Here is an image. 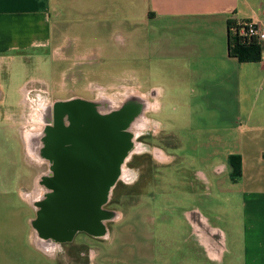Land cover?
Wrapping results in <instances>:
<instances>
[{"label": "crops", "instance_id": "crops-1", "mask_svg": "<svg viewBox=\"0 0 264 264\" xmlns=\"http://www.w3.org/2000/svg\"><path fill=\"white\" fill-rule=\"evenodd\" d=\"M63 14L86 17L87 22L79 24L83 28L92 25L95 32L109 24L111 33L118 31L121 58L127 60L134 54L136 80L142 86L153 75L160 77V72L172 82V86L167 82V86L147 89L156 91V115L161 117L164 108L170 106L162 97L181 93L185 97L213 99L207 106L218 113L231 108L242 115L238 119L246 122V128L240 123L238 129L247 133L248 139L241 141L238 150L227 154V162H220L215 168L216 186L223 196L218 215L223 226L213 224L194 206L183 212L185 241L194 243L196 257L207 264H264V46L261 61L252 63H241L227 51L228 21L251 19L264 25V0H0V86L2 75L11 82L17 56L57 51L64 42L78 41L79 38L70 40ZM116 17L118 20L112 22ZM91 39L99 41L92 36ZM168 133L180 146L176 133ZM22 144L23 136L12 119L0 112V264H37L34 259L42 258L59 264L57 248L66 249V261L62 263L73 264L74 255L67 252L79 245H86L93 252L89 264H96V260H100L98 264H114L113 256L118 254L125 260L155 256L150 253L151 247L145 252L143 245L150 235H142L143 241L137 242L142 237H129L122 232L126 212L143 203L146 189L138 192L129 210H122L120 217L112 221L111 227L118 228L112 233L109 227L101 239L87 237L88 241H78L76 237L80 235H75L55 242L39 237L32 225V191L21 184L25 174L18 178L19 203H11L6 197L14 172L24 166ZM231 154L241 156V176L233 178L230 168L229 179H223ZM193 175L207 191L208 175L201 171ZM118 233L122 235L117 241L119 252L107 246ZM166 256L170 261L174 257Z\"/></svg>", "mask_w": 264, "mask_h": 264}, {"label": "rangeland", "instance_id": "rangeland-1", "mask_svg": "<svg viewBox=\"0 0 264 264\" xmlns=\"http://www.w3.org/2000/svg\"><path fill=\"white\" fill-rule=\"evenodd\" d=\"M64 14L62 17L65 16L63 19L65 26H69L67 32L70 40L79 38L78 41L64 42L61 45L63 47L57 51L48 50L40 55L17 56L16 65L13 66L11 72V82L5 81L3 75L1 77V84L4 85V92L7 96L1 104L4 115L12 119L23 136L24 166L14 172L13 184L10 185L6 195L7 200L11 203H19L16 188L20 174H25V177L22 176L21 184L22 187H26V190L35 194L42 188L38 182L40 173L44 170L41 160L34 153L33 157L27 154V143L30 138V141L35 143L34 133L38 132L40 128L41 121L37 111L42 104L54 103L57 100L65 101L78 96L86 101L119 107L130 99V95L145 96L148 93L147 89H153L158 85L167 86V82L172 86V82L170 83L162 77V72H160V77L153 75L151 81L144 82L143 86L141 82H137L134 54L127 60L121 58V35L118 31L111 33L109 31L110 24L106 28H98V31L95 32L92 25L90 27L86 25L83 28L79 24V21L86 23L88 20L86 17L82 19L72 14H69L70 16ZM116 20L118 17L112 22ZM91 36L97 38L96 40L99 38V41L91 39ZM97 45L105 47L98 49ZM35 87L47 93L43 96L32 97L34 104L31 102V106L29 100L26 101L27 98H24V95L26 96L24 90ZM162 99L169 102L170 106L164 108L161 117L156 115L158 105L155 96L150 97L149 106L144 110V116L131 127V131L135 135L133 137L135 150L131 152V162H125L128 170L124 175H121L122 180L114 188L113 201L110 205L120 217L122 210H129L130 206L134 205L138 192L143 189L147 190L148 193H146L147 196L143 203L126 212L122 232L124 235L127 234L130 235L129 237L134 236L135 238L150 235V239H145L143 245L145 252H147V248L151 247L150 253H155V256L125 260L118 254L113 256L116 261L114 264H171L175 261L180 264H207L203 259L196 257L198 252L193 249L194 243L185 241L187 227L183 219V212L194 206L198 207L213 224L223 226V222L218 218V215L221 214L220 206L221 202L223 203V196L219 194L220 188L216 186L215 168L220 162H227V154L238 150L241 141L248 139L247 133L242 134L238 129L240 123L245 127L244 123L246 122L243 119L239 120L238 118H241L242 115L234 113L231 108L224 110L223 113H218L216 109H210L207 102L212 101L211 98L190 95L185 97L181 93L177 97H162ZM9 105L10 109L7 107ZM48 117L47 115L46 118L48 119ZM156 117L161 119L164 124L158 123ZM156 126L165 128L167 133L169 131L176 133L180 138L181 145L177 146L169 135L167 138L172 139L168 142L169 145H161L162 143L158 139L142 141L145 146L139 144L141 139L137 138L138 133L143 129L150 132L152 129L156 131L158 129ZM255 133L257 132H253V134ZM144 148L149 152H146L147 157L135 154ZM155 148L165 151V155L160 156L161 160L153 156L152 151ZM253 150L256 152L255 147ZM140 161L145 162V173L139 177L136 165H139ZM126 166L124 164L122 170H125ZM230 168L229 166L227 172L222 175L223 179H229ZM198 171L204 172L209 177L210 184L207 191L204 184L196 182L194 178L193 174ZM66 179L62 180V193L67 191ZM206 192H208L207 196ZM126 196L129 198L126 199ZM115 198L123 200L120 203ZM31 215L33 218L36 217L34 207L31 210ZM86 215L85 209L80 207L78 218L81 224L85 222ZM43 218L51 223L58 220L56 212L49 209H46ZM112 224L114 222L109 224V227ZM115 226L111 227L112 233L113 229L118 228ZM144 236L137 242L143 241ZM121 237L122 235L118 233L112 241H108L107 246L111 245L115 251L119 252L120 247L117 246V241ZM76 240L88 241L89 239L80 233ZM88 249L86 245H79L69 248L70 251L67 253L74 255L73 264H89L90 252ZM64 254H66V249L57 248L56 256L59 257V264L66 261ZM166 254L174 256L171 261ZM34 261L37 264H55L43 258L41 261L36 259ZM98 263L100 260H96V264Z\"/></svg>", "mask_w": 264, "mask_h": 264}, {"label": "water", "instance_id": "water-1", "mask_svg": "<svg viewBox=\"0 0 264 264\" xmlns=\"http://www.w3.org/2000/svg\"><path fill=\"white\" fill-rule=\"evenodd\" d=\"M146 108V104L135 97H131L119 107L85 100L56 104L54 114H48V122H57L59 115H65L66 120L74 121V124L78 123L87 130L90 121L92 134L81 136V139L86 142L90 137L92 141L101 143V148H106L107 156L106 160L102 156V160L95 164L82 156H78L74 163H67L68 171L63 177L67 178V191L62 193L61 190L63 178L58 182L54 180L57 191L49 195L39 218L32 222L39 237L48 241H66L72 238L75 229H91V223H94L99 215V204L108 198L113 186L121 177L127 154L135 148L131 127L141 120ZM39 132L34 133L35 138L40 137ZM29 145L32 153L42 160L43 156L37 143L29 140L27 146ZM78 153L82 154L81 149ZM80 207L87 213L83 224L78 218ZM46 209L56 212V222L51 223L43 218ZM190 214L193 215L192 212Z\"/></svg>", "mask_w": 264, "mask_h": 264}, {"label": "flooded vegetation", "instance_id": "flooded-vegetation-1", "mask_svg": "<svg viewBox=\"0 0 264 264\" xmlns=\"http://www.w3.org/2000/svg\"><path fill=\"white\" fill-rule=\"evenodd\" d=\"M4 91H5V87L1 84L0 86V111H1L2 116L4 115V109H2L3 107L1 104L4 101V99H6L7 97ZM25 91H26V96L24 95V98L25 99L27 98L26 101L29 100L30 104L31 102L34 104V102L32 101V97L43 96V94L47 93L46 91H42L41 89H38L36 87L30 88L29 90L27 89ZM155 95H156L155 90H149L147 95L145 96L136 94V95H130L129 98L135 97L136 99L141 101L143 104H146V107H148L149 102H150L149 98L150 97L153 98ZM76 100H83V99H80V97L78 96L76 97L74 96L65 101L57 100L54 103H45V104H42L38 108L37 112L39 113V120L41 121L40 128H39L40 137L34 138V142H35L34 144L37 143V145L40 147V150L43 156L40 162L43 165L44 170L40 173V177L38 181L40 186H42V188L40 189L38 193L37 192L35 194L32 193V196H31L32 198L31 200L34 202L33 204H35V216L36 217L33 220L39 218V215L42 212L49 195L57 191L58 188L57 189L55 188L54 180L58 182L59 179L65 176V172L67 173L68 171L66 168L67 163L69 162L74 163L78 159V156H82L86 160L93 161L94 164L100 162L102 160V156H103V159L106 160V156H107L106 148L102 147L104 150L102 154L101 153V150H102L101 143L92 141L90 137L88 141L86 142H83L84 140L81 139V136H85L86 134L91 136L93 127L90 124V121L88 123L87 130L83 129L82 126H79L78 123L74 124V121H68V119L66 120V117H64L65 115L62 117L59 115L57 122H55L54 120L48 122V119L46 118V116L49 113L51 114V116L54 114L55 112L54 108L56 107L57 103L72 102ZM7 107H9L8 109H10V105ZM156 127L158 128L156 131L154 129H152V132H150L147 129H143L142 131H140L137 135V138L141 139V142L139 141L140 142L139 144L144 145L142 141L158 139V141L162 143L161 145H169L168 142L170 141V138L169 139L167 138L169 133H167L165 131V128L163 129L161 126L160 127L156 126ZM161 135L162 137H160ZM80 149L82 153L81 155H79L78 153ZM157 150H158V153H157ZM146 152L148 151L144 148V149H141L140 151H137L135 154H138L139 156L141 155L142 157L144 156L147 157ZM152 152H153L152 153L153 156L157 158L158 160H161L160 156L165 155L164 150L162 151L157 148L153 149ZM156 154L158 155L156 156ZM131 160L132 158L129 156V159H127V161L131 162ZM127 163H125V166L127 165ZM139 163H140L139 165H136V169L138 170L137 173H138V176L140 177L142 174L145 173L144 171L145 162L140 161ZM127 170H128V166H126L125 170L124 169L122 170L121 175H124L127 172ZM120 180H122V178H119L117 180L108 198L104 199L99 204V207H98L99 215L96 218L95 222L91 223L90 225L91 229L89 230L85 228L75 229L72 237L75 235H80V233H83V235L87 237L101 239L108 234L109 224L119 216L117 211L112 209L110 205L113 201V190ZM138 180L139 179L137 177V181ZM115 200L119 201L118 198H115ZM53 241L62 242V241H56V240H53ZM88 251L90 252L89 254V259H90V255L93 253L90 249H88Z\"/></svg>", "mask_w": 264, "mask_h": 264}, {"label": "trees", "instance_id": "trees-1", "mask_svg": "<svg viewBox=\"0 0 264 264\" xmlns=\"http://www.w3.org/2000/svg\"><path fill=\"white\" fill-rule=\"evenodd\" d=\"M243 20L228 21L227 51L228 55L237 58L241 63L259 62L263 55V46L254 38L240 35L239 25L246 22ZM228 164L231 167V176H241L242 162L239 154H231L228 157Z\"/></svg>", "mask_w": 264, "mask_h": 264}, {"label": "built area", "instance_id": "built-area-1", "mask_svg": "<svg viewBox=\"0 0 264 264\" xmlns=\"http://www.w3.org/2000/svg\"><path fill=\"white\" fill-rule=\"evenodd\" d=\"M240 35L254 37L262 46H264V25L257 21L248 19L239 25Z\"/></svg>", "mask_w": 264, "mask_h": 264}, {"label": "bare ground", "instance_id": "bare-ground-1", "mask_svg": "<svg viewBox=\"0 0 264 264\" xmlns=\"http://www.w3.org/2000/svg\"><path fill=\"white\" fill-rule=\"evenodd\" d=\"M147 108H148V107H147ZM136 120H137V119H136ZM134 136H135V135H134ZM131 150H132V149H131ZM134 150H135V148H134ZM27 151H28V152H27V154H28V155H30V157H33V156H32V154H33V153H32V150H31V147H30V145H29V147H28V150H27ZM130 154H131V151H130V152L127 154V156H126L125 160L129 158Z\"/></svg>", "mask_w": 264, "mask_h": 264}]
</instances>
